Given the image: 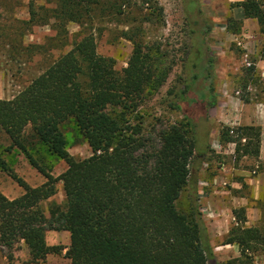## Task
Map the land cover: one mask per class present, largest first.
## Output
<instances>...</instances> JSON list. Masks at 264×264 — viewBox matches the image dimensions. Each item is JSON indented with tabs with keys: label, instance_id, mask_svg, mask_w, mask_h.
Here are the masks:
<instances>
[{
	"label": "trees",
	"instance_id": "obj_1",
	"mask_svg": "<svg viewBox=\"0 0 264 264\" xmlns=\"http://www.w3.org/2000/svg\"><path fill=\"white\" fill-rule=\"evenodd\" d=\"M49 3L54 8L48 10L52 14L45 24L53 20L56 30L65 35L71 23L79 31L68 52L14 98L0 100V129L11 143L7 151L22 152L45 180L38 187L29 186L0 154V171L23 190L15 199L0 192L3 257L13 264L16 247L22 244L30 264L43 263L62 251L47 245L46 234L66 231L69 246L65 258L70 264H218L197 206L198 174L208 138V132L198 138V128L208 125L209 111L217 105L213 59L205 45L210 28L198 31L191 46L199 57L193 66L197 71L190 73L179 90L175 87L167 93L172 97L171 110L179 112L182 120L163 124L158 119L147 130L135 116L145 95L161 87L168 76L167 69L158 68L156 56L148 54L150 47L144 42L142 25L155 24L160 18L155 0ZM230 7L240 8L245 19H256L264 34V7L256 0ZM106 20H124L127 31L121 37L132 45L127 67L119 72L111 58L96 50L97 23ZM228 25V31L236 32L232 18ZM250 72L248 69L245 76ZM68 122L74 123L88 145L90 157L69 155L63 134ZM27 127L49 155L66 164L59 176L49 174L29 153L24 135ZM199 139L205 143L203 149H198ZM219 139L221 144H235L237 160L259 156V128L225 127ZM258 170L264 173V164ZM58 182L62 183L64 204H46L55 196ZM186 187L190 212L183 214L176 202ZM258 205L264 209V199ZM232 215L235 223L221 245L236 246L239 257L221 264H252L254 256L264 251V210L252 227L246 226L245 209H235Z\"/></svg>",
	"mask_w": 264,
	"mask_h": 264
},
{
	"label": "rangeland",
	"instance_id": "obj_2",
	"mask_svg": "<svg viewBox=\"0 0 264 264\" xmlns=\"http://www.w3.org/2000/svg\"><path fill=\"white\" fill-rule=\"evenodd\" d=\"M155 2L154 8L159 9L160 18H157V21L154 20L155 24L145 23L142 25L144 42L150 47L148 54L156 56L158 68L165 69V71L167 69L168 76L161 87L157 90H151L145 95L143 104L135 116L137 121L142 122L143 128L147 130H150L151 125L157 122L158 119L163 124L182 120L181 114L171 110L169 106L172 97L167 95L168 90L175 87V91L179 90L181 85L190 78V73L197 71V68L193 69V66L199 57H195L196 48L191 46L198 36L197 32L203 31L204 26L210 28V34L205 39V45L213 59L214 71H216V65H221L218 59L222 54L218 35L226 32L221 30V26H229L228 23L232 18L231 10L233 9L230 7L232 3H229L228 0H155ZM194 2H197L199 7H195ZM53 8L54 6L49 3V0H0V100L14 98L34 79L45 72L60 56L70 50L79 27L72 23L68 24L66 26L67 34L65 35L56 30L53 20L45 24L46 17L48 18L52 14L48 10ZM32 13L34 14V21H31ZM129 16L131 17V15ZM123 23L124 20L118 22L106 20L97 23L99 28L96 36L97 53L102 57L111 58L114 61L115 70L118 72L127 67L132 52L131 43L121 37V32L127 31V27ZM191 31H195L193 35L190 34ZM230 63L232 64V62ZM237 66L241 71V64ZM237 76L222 78L231 83L236 80ZM242 85L243 83L239 85L235 83L234 86L232 84L229 86L226 82H223L221 91L216 93V87H220L219 80L217 81V78H215L213 84L216 97L223 96L226 101L229 95L234 93L232 87L241 89ZM242 94H244V91L241 92ZM220 108L225 110L228 106L222 104ZM230 108L234 110L232 106ZM159 125H156V129L160 128ZM225 127L222 124L215 123L214 120L208 119V125L198 128V138L200 136L204 137V132H208V136H211L212 131L219 133ZM215 133H212L213 137L206 139L207 142L211 141L205 149L208 154L209 168L207 172L209 178L202 174L204 171L202 173L199 171L198 187L199 183L207 178L208 181H211L215 177V168L223 163L215 153L219 147L217 139L214 137ZM63 134L67 142L66 149L70 156L76 159H86L91 156L88 145L76 131L74 123H66L63 126ZM24 135L27 137L26 146L29 153L45 167L49 174L57 177L66 170V164L63 161L49 155L45 147L36 142L30 127L25 128ZM10 144L7 135L0 129V154L7 166L29 186L38 187L42 185L45 182L44 178L29 164L22 152L15 148L9 152L7 151ZM204 146L205 143L199 139L198 149H203ZM231 161L233 162L232 159ZM231 161L228 162L229 165L232 163ZM240 168H245L249 173H251L249 168L252 170L249 165ZM249 176L253 175L250 174ZM226 189L229 191V185H226ZM0 192L9 199H15L23 194V190L17 183L2 171H0ZM231 194L235 198L242 197L247 200L246 207H242L245 209L248 223H246V226L251 227V222L257 225L263 216L264 209L259 207L258 202L264 199V193L261 192L258 199H254L249 187L243 185L239 191ZM197 197L199 196L197 195ZM50 202L60 206L64 204L65 198L61 182L56 184V194L46 204ZM46 204L43 206L46 207ZM197 206L199 210L202 209L199 199ZM176 207L183 214L190 212L188 187L182 191L176 202ZM214 214L212 210L202 213V220L216 262L221 264L233 258L231 253L222 256L216 249L225 236L221 238L219 235H212L208 232L209 223L212 222ZM234 223V221L231 222L229 230ZM45 239L48 246H59L62 249L60 254L50 255L49 257L57 261L58 264H63V262L64 264H70V261L65 258L69 246L68 232H48ZM14 257L13 264H15V260L24 263L29 262L28 251L22 244L16 247Z\"/></svg>",
	"mask_w": 264,
	"mask_h": 264
},
{
	"label": "crops",
	"instance_id": "obj_3",
	"mask_svg": "<svg viewBox=\"0 0 264 264\" xmlns=\"http://www.w3.org/2000/svg\"><path fill=\"white\" fill-rule=\"evenodd\" d=\"M244 0H228L229 3L237 4ZM231 17L236 22V32L229 33L227 27L222 25L221 30H225L224 34L218 35V42L222 54L218 57L220 66L216 65L215 77L219 80L220 87H216L219 93L222 89V83L226 82L229 86L235 83L242 84L241 89L234 88V93L229 95L228 100L223 96H217V105L209 111V120H214L215 123L222 124L226 127H256L260 129V145L258 158L242 157L237 160L235 156V144H221L219 133H215L217 139L218 151L216 155L223 163H220L216 168L215 177L210 181L207 172L208 154L204 151V161L200 168V172L208 177L201 181L205 186L198 187V199L201 204V214L208 211H214L212 222L208 232L212 235H219L223 238L229 232V226L234 221L232 211L238 208L246 207L247 200L245 198H235L231 193L239 191L245 185L249 187L250 193L254 199L264 193V173L258 170L260 164H264V59H262L264 51V34L260 32V27L256 19H245L242 16V11L238 7H233ZM232 62V64L230 63ZM241 64V71L238 66ZM245 66V67H244ZM251 69L250 76H245V72ZM240 78H238V76ZM230 76L236 80L231 83L223 80L222 77ZM241 79V77H243ZM244 94L241 95V92ZM222 94H224L222 92ZM241 95V96H240ZM225 104L227 109L222 110L220 106ZM233 107L232 110L230 107ZM214 110V111H213ZM211 133V136L213 135ZM211 136H208L210 139ZM213 137V136H212ZM214 138V139H215ZM211 141L209 140L208 143ZM241 144H244L245 138L241 139ZM221 144V145H220ZM210 147V146H209ZM233 160V162L231 161ZM235 159V161H234ZM232 163L229 165L228 162ZM244 165H249L251 168L249 173L245 168H240ZM205 168V170H203ZM253 176H249V175ZM241 177V178H240ZM229 185V191L226 189ZM247 209V208H246ZM251 208L249 209V211ZM204 217V215H203ZM248 224V223H247ZM256 226L251 222V227ZM217 251L223 256L224 254H232V258H238L239 252L236 246L221 244L216 247ZM230 251V252H229ZM15 264H30L15 260ZM224 262V261H222ZM58 264L49 256L43 263L39 264ZM0 264H8L5 257L0 252ZM64 264V262H63ZM252 264H264V251L259 252L254 256Z\"/></svg>",
	"mask_w": 264,
	"mask_h": 264
},
{
	"label": "built area",
	"instance_id": "obj_4",
	"mask_svg": "<svg viewBox=\"0 0 264 264\" xmlns=\"http://www.w3.org/2000/svg\"><path fill=\"white\" fill-rule=\"evenodd\" d=\"M256 2H258L261 7H264V0H256ZM231 134H232V132H231ZM199 186H205V185L202 182H200L199 183Z\"/></svg>",
	"mask_w": 264,
	"mask_h": 264
}]
</instances>
